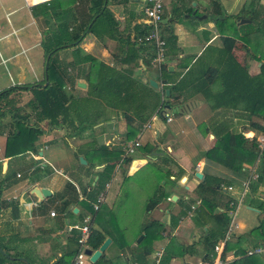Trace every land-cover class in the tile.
<instances>
[{"label":"crops","instance_id":"0c3cea01","mask_svg":"<svg viewBox=\"0 0 264 264\" xmlns=\"http://www.w3.org/2000/svg\"><path fill=\"white\" fill-rule=\"evenodd\" d=\"M49 1L31 4L30 0H0V10L7 20L6 24L0 20V92L13 86L36 84L44 79L42 33L32 16L31 7ZM60 4L62 9L74 6L78 22H86L87 0H77L72 6L67 0H60ZM143 6L144 0H110L108 4L119 23L120 36L131 37L137 48L138 45L145 48L143 53H139L137 63H121L124 52L120 45L123 41L121 44L111 39L99 41L87 35L78 48L82 56L89 55L93 61L89 74L87 64L75 71L78 75L76 86L84 83L86 75L93 82L99 64L139 80L143 87L153 81L158 91L167 84L177 83L189 70L184 85L186 101L177 111L164 109L170 115V122L154 115L146 122L149 129L139 135L138 132L134 138H128L127 132L131 128L127 127L122 115L112 110H107L105 121L101 120L93 129L87 128L78 135H70V129L66 127L50 128L44 122L40 125L43 133L34 144L35 151L13 158L5 156L7 131L2 134L0 129L1 176H9L3 185L2 199L13 203V207L9 206L2 212L0 233L4 243L11 242L9 247L25 253L33 264H52L68 247L73 249L74 234L69 228L83 225L86 220L90 229L99 230L105 234V240H111L102 255L105 256L102 264H157V260L160 264L166 251L175 255L169 264H222L220 258L227 243L224 261L240 264L249 257L246 255L248 251L264 246V215L257 209L264 202V179L251 175L252 170L255 171L253 167L249 174L245 173L247 166H244L242 174H236L203 158V154L216 143L214 135L203 134L204 126L217 123L239 129L243 125L234 112L243 110V102L230 107L224 105V101L215 107L214 98L230 94L224 84L230 80L231 72H240L237 64L250 76L259 74L264 63V60L259 61L264 56V37L251 29L257 25L249 18L253 16L255 21H260L264 0H165L162 33L165 42L167 38H174L173 44L166 45L163 63L169 75L162 74L161 69L150 62V53L144 43L138 42L150 32ZM229 39L234 43L227 41ZM40 49L42 58H37L38 52H34ZM66 50L58 56L64 64L71 61V51ZM209 69L217 71V76H213L206 89L202 81ZM86 86L80 88L82 91L70 86L67 89L74 96H84ZM225 100L230 101L229 97ZM248 133L253 137L252 132ZM134 142L139 146L128 155L132 158L131 163L123 172L117 165L104 192V201L94 212L89 197H93L98 175L104 167L99 162L101 160L96 159L102 153L109 154L119 148L124 153V149ZM100 147H105L106 151ZM150 147L155 149L149 155L147 150ZM80 158L85 164L79 162ZM260 163H255L256 169ZM119 172L124 174L123 181ZM196 173H200L203 179H198ZM204 173L222 179L223 193L236 202L235 208L228 211L232 219L230 217L226 238L216 245L219 251L214 249L207 260L202 229L193 222L199 200L191 206L193 211L178 220L176 227H170L171 216L177 219L183 206L190 204L193 190L205 180ZM244 182L248 185L247 191L242 186ZM160 185L168 199L151 213H145L146 201ZM229 187H232L231 191ZM33 188L45 189L50 196L42 200L31 196ZM111 188L112 193H109ZM138 193L142 194L139 199L132 196ZM174 196L177 198L175 201L172 200ZM244 196L249 199L246 201ZM132 206H138V209L133 210ZM50 212L55 216L51 217ZM151 219L166 226L162 233L164 239L151 246L139 247L141 241L137 243V240L144 237L140 233L142 227ZM130 223L136 225L130 228ZM186 227L194 230L184 231ZM181 245L189 246L188 252L182 253ZM146 250L149 255L145 256ZM262 254L264 252L253 255L254 264H264ZM84 264L92 263L88 258Z\"/></svg>","mask_w":264,"mask_h":264},{"label":"trees","instance_id":"16d2710c","mask_svg":"<svg viewBox=\"0 0 264 264\" xmlns=\"http://www.w3.org/2000/svg\"><path fill=\"white\" fill-rule=\"evenodd\" d=\"M44 1L47 0H30V3L37 4ZM75 1L77 0H67L71 6ZM109 1L87 0L88 16L84 24L78 22L74 6L62 9L60 0H50L31 7L32 16L38 22L42 33L41 46L44 52L45 76L36 84L13 86L0 92V126H2V130L4 126L8 128L3 130V132L7 131L6 157L13 158L35 151L34 144L43 133L40 125L44 122H47L50 128L66 127L70 129V135H78L81 131L92 128L101 120L105 121L107 110H112L122 115L127 127L131 128L127 132L128 138L131 136L134 138L142 125L146 124L154 115L162 116L166 120L165 111H163L165 108L177 111L181 104L186 101L187 93L184 85L186 83L185 78L190 74L189 70L185 77L177 83L171 86L167 84L163 86L161 91H158L149 83L143 87L139 80L126 77L105 64H99L93 82L89 80L87 75L84 77V83L87 85L84 96H74L71 91H68L67 86L82 91L76 86L78 75H73L68 71H77L81 65L93 61L89 55L82 56L78 48L87 35H92L99 41L104 39L116 40L119 43L123 41L122 44L120 43L124 52L121 63L133 62L136 64L139 53H143V49H145L138 43L137 48L136 42H131V37L120 36L118 32L119 23L108 7ZM249 19L257 26L262 27L264 33V13L260 17V21H255L253 16ZM67 30L69 31L67 32ZM173 40V37L167 38L166 45L173 44ZM227 41L234 43L230 39ZM144 45L151 55L149 60L152 62L154 58L153 47L148 44ZM62 49L71 51L69 63L64 64L59 60L57 53ZM130 58L132 59L130 60ZM261 60H264V56L259 59V61ZM144 61L143 63H145ZM237 67H239L240 72L238 70L231 72L230 80L224 84V88L230 94L225 97L222 94L214 99L216 101L215 107L221 106L224 101V105L230 107L237 106L240 101L243 102V110L234 111L236 116L242 120L243 125L239 129L217 123L204 126L203 134L211 133L214 135L216 143L212 149L203 154V158L208 163H215L236 174H242L244 165L252 166L260 159L258 178L264 179V148L260 149L257 142L258 136L264 137V63L256 76H250L238 64ZM161 72L167 75V67L162 66ZM216 72L209 69L205 73L202 85L206 89L211 84L213 76H217ZM46 82L47 85L44 86ZM166 91L169 92L168 96H166ZM22 94H29V99L20 106L19 97ZM226 97H229L230 101L225 100ZM5 120H8L7 123L4 122ZM248 132L254 134L251 139L244 136ZM100 149L106 151L105 147H100ZM153 151L154 148L150 147L147 153L150 155ZM121 154L122 150L119 148L109 154L102 153L101 157L96 159L101 160L99 162L104 167L98 175V181L92 193L93 197H89L93 204H96L97 199L104 195L105 189L115 173L117 162L120 160L127 165L131 163L132 158H120ZM88 163L93 165L91 161ZM204 176L205 180L193 190L194 197L190 199V204L183 206V210L178 214L177 219H173L171 216L170 227H176L178 220L193 211L191 206L199 200V205L195 207L193 213V222L196 227L202 229L203 246L206 249L207 260L216 245L225 240L231 222L228 211L235 208L236 202L223 193L222 184L224 182L222 179L206 173ZM8 177L6 175L2 178L0 166V223L3 210L13 205V203L2 199L3 185ZM167 178L169 180V175ZM217 187H221V189L217 190ZM168 197L161 185L157 187L146 201L145 213L154 211ZM257 209L264 215V202H261ZM203 228L205 229L203 230ZM165 229L164 224L153 219L144 223L140 232L144 237L138 246L144 248L163 240L162 233L165 232ZM72 233L74 234L73 243L75 247L73 249L68 247L67 251L63 252L61 257L52 264H74V258L78 255L80 247L77 243L79 233L77 231ZM104 241V233L90 229V236L87 241L89 249L98 250ZM10 243H4V238L0 233V264H25L20 261V258H24L28 264H33L25 253L12 250L9 247ZM228 245L229 243L225 244L223 254ZM181 248L182 253L189 250V246L181 245ZM223 254L220 258L222 264H239L237 261L225 262ZM144 255H149L148 250L144 252ZM174 257V254L166 251L160 260V264H169ZM253 257H246V260H242L240 264H254ZM104 259L105 256H102L95 264H102Z\"/></svg>","mask_w":264,"mask_h":264},{"label":"built area","instance_id":"2783aa9c","mask_svg":"<svg viewBox=\"0 0 264 264\" xmlns=\"http://www.w3.org/2000/svg\"><path fill=\"white\" fill-rule=\"evenodd\" d=\"M164 1L165 0H144V6L142 11L147 23L149 24L150 32L143 39L138 41L144 44L151 45L153 47L154 58L152 60V64L157 68H159V70L161 69L165 61V51H166V42L162 33ZM164 115L167 122H170L171 121L170 115L166 113ZM138 146L139 144L137 142H135L133 146L132 144L129 145L126 148V155L132 154L134 152V147H138ZM17 177H20V175H17ZM245 187L246 186H243L244 189ZM228 190L231 191L232 187H229ZM103 201L104 198L101 195L97 199V203L93 204L92 206L94 212H97L99 210L100 205L103 203ZM50 216L54 217L55 213L50 212ZM87 221L88 220H86V222L83 225H74L69 228L70 231H77L79 233L77 243L80 249L78 255L76 256L75 264H84L86 258L88 259V257L84 255V251L88 249L87 241L90 236V229L89 226L87 225ZM215 250L219 251V248L217 247L215 248ZM262 252H264V246L248 251L246 255L253 256L256 254H260ZM156 263L158 264L159 260H157ZM215 264H220V263L217 262Z\"/></svg>","mask_w":264,"mask_h":264},{"label":"rangeland","instance_id":"374dc122","mask_svg":"<svg viewBox=\"0 0 264 264\" xmlns=\"http://www.w3.org/2000/svg\"><path fill=\"white\" fill-rule=\"evenodd\" d=\"M22 3H23V1H22ZM24 4V3H23ZM28 11V9L25 11V12H27ZM0 20H1V23H3V22H5V24L7 23V20H6V18H5V16H4V14H3V11L2 10H0ZM251 29L252 30H257V29H259V30H257V32L258 33H260V35H262L263 37H264V34H263V28L262 27H257V26H252L251 27ZM248 38V37H247ZM248 39H250V37L248 38ZM65 51H67L66 49H62V50H60V51H58V53H57V55L60 57V55L62 54V53H64ZM38 52V53H37ZM35 53H37L36 54V56H37V58L40 56L41 58H42V51H41V49L38 51H35L34 52V54ZM63 64V63H62ZM86 69H87V72H88V74L90 73V69H91V64L89 63V64H87L86 65ZM68 72H70V73H72L73 75H75V71H68ZM8 89V88H7ZM29 99V94H22L20 97H19V104H20V106L21 105H24L25 103H26V101ZM165 111V113L166 114H168L167 112H166V110H164ZM164 113V114H165ZM165 116V115H164ZM151 120V119H150ZM149 120V121H150ZM5 121H7V120H5ZM148 121V122H149ZM147 122V123H148ZM4 123V122H3ZM146 123V124H147ZM146 124H144V126H143V128H141L140 130H139V133H138V135L139 134H142L146 129H149V128H146V127H148V125H146ZM175 126V125H174ZM145 128V129H144ZM0 129L2 130V127H0ZM4 129H8V128H6V126H4V128H3V130ZM92 129H93V127H92ZM3 130H2V133H4L3 132ZM200 131H201V128H200ZM245 136V138H252V136H251V133H247V134H245L244 135ZM0 137H2V136H0ZM154 138H152V140H153ZM257 142L259 143V147H260V149H263L264 148V137L263 136H258V140H257ZM0 143H2V138H1V141H0ZM135 144V142L134 143H132V146ZM2 145V144H1ZM134 148H136V147H134ZM155 149V148H154ZM164 151L167 153V150L165 149V147H164ZM125 157H128V155H126V150L124 149V153H122L121 154V157L120 158H125ZM258 161H261L260 159L258 160ZM257 161V162H258ZM263 162H264V160H263ZM120 164H122V166L120 165ZM258 164V163H257ZM117 165L118 166H120V167H122L121 168V171L123 172V170L125 169V166H128L127 164H125V163H123V162H121L120 160L117 162ZM244 166H247L246 168H248V170L245 172L246 174H249V172L251 171V169H252V167L253 168H255V171L254 170H252V172H251V175L252 176H255V175H257V176H259V172H258V169H256V165L255 164H253L252 166L251 165H244ZM258 166V168H259V165H257ZM178 168V167H177ZM122 172H119V178H120V180H122L123 181V173ZM255 178H256V176H255ZM242 186H246L245 187V189H246V191L248 190V185H247V183H243V185ZM112 189L113 188H111L110 190H109V193H112ZM106 190V189H105ZM250 190V189H249ZM141 193H138V194H132V196L134 197V198H138L139 197V195H140ZM142 195V194H141ZM247 198L249 199V197H247V196H244V199H246V201H247ZM139 199V198H138ZM107 200H108V198H107ZM137 202V204H138V200L136 201ZM106 203H107V201H106ZM132 209L133 210H137L138 209V206H132ZM128 216V215H127ZM231 217V219H232V216H230ZM127 218H129V217H127ZM2 225V224H1ZM136 224L135 223H130L129 224V227L130 228H133L134 226H135ZM195 225V224H194ZM192 227H186V228H184V231L185 230H188V229H191ZM198 228V227H197ZM200 229V228H199ZM192 230H194L193 228H192ZM201 230V229H200ZM200 230H198V232H199V235H201L200 233ZM202 231V230H201ZM192 232V231H191ZM219 248V247H218ZM263 255V254H262ZM262 255H260V256H262ZM264 256V255H263ZM158 258V257H157ZM87 259V258H86Z\"/></svg>","mask_w":264,"mask_h":264},{"label":"water","instance_id":"95a60500","mask_svg":"<svg viewBox=\"0 0 264 264\" xmlns=\"http://www.w3.org/2000/svg\"><path fill=\"white\" fill-rule=\"evenodd\" d=\"M47 85V82L44 84V86H46ZM150 85L153 87V88H155V89H157V84L155 83V82H153V81H151L150 82ZM78 87L79 88H85V84L84 83H78ZM169 95V92L168 91H166V96H168ZM79 162L81 163V164H85V161L82 159V158H80L79 159ZM196 177L198 178V179H203V176L200 174V173H196ZM225 191V190H224ZM30 195L31 196H35V197H37L38 199H40V200H42V199H44V198H47V197H49L50 196V192H48L47 190H45V189H39V188H33L31 191H30ZM177 198L174 196L173 198H172V200L173 201H175ZM141 237L140 238H138V240H137V243H139L140 241H141ZM111 243V240L110 239H106L103 243H102V245L99 247V249L98 250H95V251H93V250H90V249H86L85 251H84V255L85 256H87L88 258H89V262L90 263H92V264H95L96 262H97V260L103 255V253L105 252V250L108 248V246H109V244ZM20 261H22L23 263H25V264H28V262L24 259V258H20Z\"/></svg>","mask_w":264,"mask_h":264}]
</instances>
